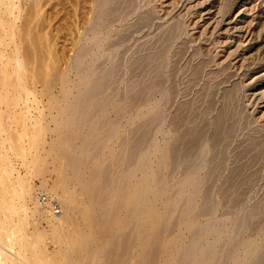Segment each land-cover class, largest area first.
<instances>
[{
	"label": "rangeland",
	"instance_id": "1",
	"mask_svg": "<svg viewBox=\"0 0 264 264\" xmlns=\"http://www.w3.org/2000/svg\"><path fill=\"white\" fill-rule=\"evenodd\" d=\"M26 1L28 5L19 4V10L8 9L11 7L9 3L4 9L0 6V17H4L0 18V24H4L0 26V74L4 73L6 66L12 65L7 81L0 76V227L6 228L0 233L8 230L14 235L11 240L6 238L8 245L12 247L16 243L17 246L28 240L32 249L40 253L44 264H183L188 260L186 264H197L198 259L204 261L199 264H213L215 261L214 264H226L228 259H221L223 253L220 246L233 242V238L230 237L232 240L229 241L227 235L241 216L258 210V217L252 214L256 220H250L249 229H246L245 235H240L243 239L238 237L243 240L244 249L250 245L258 248L264 239V207H261L264 204V0H127V3L123 0L120 2L122 4L117 3L122 7L116 4V13H109L110 16L114 14L111 17L104 12L103 6L110 0H100L104 3L99 0ZM119 1L113 0V4ZM30 2L34 6H30ZM8 10H12V15ZM13 16L16 17L13 19ZM157 54L165 58L158 56L161 62L156 60L154 63ZM14 58L16 61H13ZM17 61L20 67L15 66ZM157 62L163 66L160 74L157 72ZM143 63L154 64V67ZM154 73L161 78L155 75L157 81L162 83L160 90L159 87L154 90ZM146 80L149 87L153 85L152 88H147ZM94 82H97L98 90ZM149 82L154 84L150 85ZM144 85L147 93L142 88ZM139 88L146 93L145 100L140 98ZM90 89L97 90L94 92L97 95L93 97L90 93L88 97ZM163 92H166V98H163ZM80 94L87 97L83 98ZM130 98L136 99V102L131 101L135 102L133 105L128 101ZM208 104L210 110L214 108L213 111H207ZM224 107H227L228 115L230 110L236 111L237 108L236 114L241 115L245 124L241 122L239 129L236 127L239 131H233L234 134L238 132L235 136L230 131L225 145L223 143L226 155L224 147L220 155L227 160L226 166L217 174V180L210 181V185L215 183L212 185V197L217 198L213 200V215L205 217L203 212L202 215L196 209L202 207L200 198L204 188L202 192L197 190L201 195L195 197L196 207L191 194L197 191L182 184L184 175L181 168L176 175L170 176L172 169L165 165L169 164L165 147L171 142L169 139L172 142L176 140L191 123L192 128L189 129L208 124L211 126L216 112H224ZM183 111L191 121L178 126L185 114ZM205 111H210V114L207 115ZM149 113L161 119L159 127L156 122L155 127L151 124L153 132L147 120L156 117H151ZM141 124L150 127L151 132ZM140 125L141 128L143 126L141 131ZM135 129L138 133L150 132L148 137L153 133L155 137L150 138H153L151 142L149 139L146 141L149 147L145 145V151L141 147V152H134L136 149H133V154L131 145L129 151L132 153L127 151L128 142L136 144L135 136L141 135ZM129 153L138 154L137 159ZM127 154L130 155L129 160H135L134 163L133 159L130 160L132 164L128 162ZM221 157L219 159L222 161ZM208 161L207 158L204 165L208 166ZM207 166H202L201 171L195 174H189L191 177L187 180H200ZM105 173L108 175L106 179ZM124 174L127 176H122ZM158 174L163 175L164 181H161L164 187ZM228 178L231 181L227 182ZM226 185L227 188L233 187L226 191ZM215 189L225 190L226 197H222L223 191H218L219 195ZM42 195L47 198L45 205L39 203ZM185 199L191 202L190 205ZM140 202H144L143 205ZM169 206H172L171 209ZM192 214L196 217L193 218ZM203 224L209 226L208 230L211 231L207 227L204 229ZM199 228H202V232ZM195 229L200 230L205 238L199 232L201 243L198 245H202L195 246L192 251L190 241L194 239ZM158 230L163 236L160 242V235L156 233ZM61 234L66 235L67 246ZM261 244L263 246L264 242ZM242 246L232 254L228 264H241L244 261L247 248L244 250ZM18 247L8 249L15 260ZM187 251H192V258L189 256L188 259ZM207 251H211L209 255ZM207 256L214 259L208 260Z\"/></svg>",
	"mask_w": 264,
	"mask_h": 264
},
{
	"label": "bare ground",
	"instance_id": "2",
	"mask_svg": "<svg viewBox=\"0 0 264 264\" xmlns=\"http://www.w3.org/2000/svg\"><path fill=\"white\" fill-rule=\"evenodd\" d=\"M21 1V2H20ZM26 1V0H25ZM25 1L23 2V0H0V6H3L2 8L4 9V6H6L8 3L10 4V8H8V9H12V10H16V9H18L19 8V4L21 5V4H23V3H25ZM27 1H29V0H27ZM26 1V2H27ZM33 1V0H32ZM100 1V0H99ZM106 1V0H105ZM118 1V0H117ZM36 2V1H35ZM34 2V3H35ZM78 2V1H77ZM100 2H103V1H100ZM120 2H124L123 0H120L119 2H116V3H114L113 4V0H112V3H111V0H110V2H108L107 1V4H109V5H107V4H103V6L105 7V10H104V12H107L108 13V15L110 16V14L109 13H112L113 11L116 13V11H115V7H116V4L117 3H120ZM125 2L127 3V0H125ZM40 3H41V1H40ZM104 3V2H103ZM101 4V3H100ZM99 4V5H100ZM120 4H122V3H120ZM24 5V4H23ZM23 5H21V6H23ZM26 5H28V4H26L25 3V6ZM30 6H32L33 5V3L31 4V2H30V4H29ZM42 5V4H41ZM40 5V6H41ZM77 5V4H76ZM98 5V6H99ZM102 5V4H101ZM100 5V6H101ZM118 5V4H117ZM125 5V4H124ZM34 6V5H33ZM35 6H36V4H35ZM119 6V5H118ZM102 7V6H101ZM119 7H122V5H120ZM118 9V8H117ZM116 9V10H117ZM12 10H8V12H9V15L12 13ZM19 10V9H18ZM17 10V11H18ZM2 11V10H1ZM5 11V10H4ZM16 11V12H17ZM33 11V10H32ZM102 11V10H101ZM103 11H102V13H104ZM118 12V11H117ZM105 14V13H104ZM12 15V14H11ZM107 15V14H106ZM112 15H114V14H111V16ZM116 15V14H115ZM31 16V15H30ZM78 16V15H77ZM110 16V17H111ZM2 17V16H1ZM0 17V18H1ZM6 17H8V16H6ZM11 17V16H10ZM16 16H13L12 18L14 19ZM93 17V16H92ZM96 17H98V15L96 16ZM96 17H94V18H96ZM101 17V16H100ZM2 18H4V17H2ZM18 18V17H17ZM31 18V17H30ZM29 18V19H30ZM33 18V17H32ZM79 18V17H78ZM102 19V18H101ZM111 19V18H110ZM109 19V20H110ZM6 20V19H5ZM17 20V19H16ZM92 20H94L93 18H92ZM96 20H98V18H96ZM2 20H0V22H1ZM29 21V20H28ZM32 21V20H31ZM30 21V22H31ZM3 22H4V20H3ZM15 21L13 20V23H14ZM97 22V21H96ZM102 22V21H101ZM7 23V22H6ZM5 23V24H6ZM12 23V24H13ZM29 23V22H28ZM93 23H94V21H93ZM2 24V23H1ZM1 24H0V26H1ZM10 24H11V22H10ZM95 24V23H94ZM112 24V23H111ZM7 25V24H6ZM5 25V26H6ZM99 25V24H98ZM4 26V24H2V26L1 27H3ZM11 26V25H10ZM105 26V25H104ZM12 27V26H11ZM14 27V26H13ZM93 27V26H92ZM91 27V28H92ZM94 28V27H93ZM96 28V27H95ZM89 31H90V29H89ZM92 32L94 31V30H91ZM96 33V32H95ZM95 33H93V35L95 34ZM99 33V32H98ZM91 34V33H90ZM100 35V34H99ZM1 45V44H0ZM2 47V46H1ZM0 47V48H1ZM2 51V50H1ZM165 55H166V53H165ZM17 56V55H16ZM93 56H94V54H93ZM158 56L162 59V58H165L164 57V55H161V56H163V57H161L159 54H157L156 55V57L158 58ZM2 57V56H1ZM156 57H154V60H153V62L155 63L156 62V60H158V62H161V61H159V59L160 58H158V59H155ZM16 58V60L18 59L17 57H15ZM15 58H14V60L13 61H16L15 60ZM89 58V57H88ZM13 59V58H12ZM148 59V58H147ZM160 59V60H161ZM91 60V59H90ZM164 60V59H163ZM86 61V60H85ZM152 61V60H151ZM12 62V61H11ZM18 62V63H17ZM16 62V67H20V65H19V61H17ZM142 62H144V61H142ZM147 62H149V61H146V63ZM158 62L156 63L157 65H158V68H157V72L159 73L160 71L159 70H161V69H163V66L162 65H159L158 64ZM163 62V61H162ZM145 63V62H144ZM143 63V65H145V66H148L149 64L151 65V63H149L148 65L147 64H144ZM77 64H79V63H77ZM76 64V65H77ZM81 64H82V62H81ZM80 64V65H81ZM155 64V65H156ZM161 64V63H160ZM79 65V66H80ZM149 65V66H150ZM166 65V64H165ZM144 66V67H145ZM162 66V67H161ZM14 67V66H13ZM15 67V68H16ZM82 67V66H81ZM152 67H154V64L153 65H151V68ZM160 67V68H159ZM5 67H4V65H3V69H4ZM143 68V66H141V69ZM148 68V67H147ZM166 67H164V69H165ZM10 69H12V65L11 64H9V67L8 66H6V68L4 69V75L2 74H0V76H2V78H4V80L5 81H7L8 80V78H9V76H10V72H9V70ZM19 69V68H18ZM138 69H140V67L138 66ZM146 69V67L144 68V70ZM83 70V69H82ZM113 71V70H112ZM137 71V70H136ZM139 71V70H138ZM137 71V72H138ZM141 71V70H140ZM147 71V70H146ZM145 71V72H146ZM153 71H156V69H153ZM142 72V71H141ZM140 72V73H141ZM149 72H151V71H149ZM148 72V73H149ZM12 73V72H11ZM151 73H153V72H151ZM16 74H17V69H16ZM160 74V73H159ZM159 74L157 75V74H155L154 73V75H153V77L156 75L158 78H159ZM106 75H109L108 73L106 74ZM150 75V74H149ZM4 76V77H3ZM146 76H148V75H146ZM145 76V77H146ZM156 76L154 77L155 79H156ZM21 77V76H20ZM19 77V78H20ZM107 77V76H106ZM110 77V76H109ZM161 77V76H160ZM18 78V79H19ZM108 78V77H107ZM152 78V77H151ZM147 79V78H146ZM154 79V80H155ZM159 79H161V78H159ZM1 81H2V79H0ZM3 80V81H4ZM11 80V79H10ZM103 80H105V79H103ZM148 80H150V77H149V79ZM152 80V79H151ZM99 81H101V84L103 83L102 82V80H99ZM106 81V80H105ZM162 81V80H161ZM164 81V80H163ZM162 81V82H163ZM166 81V80H165ZM21 82V81H20ZM107 82H108V80H107ZM144 82V81H143ZM155 84H154V83ZM152 83L154 84V87L156 88V89H154V90H158L157 88L159 87V90H160V84H162V83H160V80H159V82L157 81V79H156V81H153ZM158 82V83H157ZM105 83V82H104ZM144 83H146L145 85L147 86V88L149 87L148 86V83H147V80L144 82ZM151 83V84H152ZM2 84H3V82H2ZM93 84H97V82H94ZM98 84H99V82H98ZM141 84H142V81H141ZM149 84H150V82H149ZM150 84V85H151ZM100 85V84H99ZM105 85V84H104ZM103 85V86H104ZM107 85H109V84H107ZM106 85V86H107ZM143 86L142 88L144 89L146 86ZM10 86V85H9ZM98 85H96V86H94L95 88H97V90H98V87H97ZM101 86V85H100ZM102 86V87H103ZM94 87H92V88H94ZM105 87V86H104ZM151 88L153 87V85H151L150 86ZM149 87V88H150ZM7 88H9V87H7ZM100 89H102L101 87H99ZM109 88V87H108ZM147 88L146 89H144V90H146V91H144V92H146L147 93ZM162 88V87H161ZM99 89V90H100ZM104 90H105V88H103ZM136 89V88H135ZM138 89V88H137ZM167 89V88H166ZM6 90H8V92H9V89H6ZM97 90H95V89H90L89 90V92H87V94H88V97H90V96H95V95H97V94H95L94 92H98ZM139 90H140V88H139ZM142 90V89H141ZM140 90V91H141ZM171 90V89H170ZM2 90H0V92H1ZM4 91V90H3ZM101 91V90H100ZM99 91V92H100ZM138 91V90H137ZM150 91V90H149ZM153 90H151V92H152ZM163 91V90H162ZM173 91V90H172ZM176 91V90H175ZM7 92V91H6ZM86 92H83V93H86ZM143 91H141V95L143 96H141L140 98H144V95H146V93H144ZM151 92H149V93H151ZM154 92V91H153ZM157 92V91H156ZM169 92H171V91H169ZM228 92V91H227ZM231 92V91H230ZM90 93L92 94V95H90ZM137 93V92H136ZM164 93V92H163ZM172 93V92H171ZM10 94V93H9ZM139 94V93H138ZM228 94H229V92H228ZM81 95V94H80ZM80 95H79V97H80ZM90 95V96H89ZM136 95V94H135ZM172 94H170V96H171ZM82 96V95H81ZM93 96V97H94ZM153 96H155V95H153ZM153 96H151V97H153ZM166 96H167V94H166V92L164 93V96H163V98H166ZM174 96V95H173ZM228 96V95H227ZM226 96V97H227ZM230 96H232V93L230 94ZM83 98L84 97H87V96H85V94H84V96H82ZM134 97V96H133ZM146 97V96H145ZM168 97H169V94H168ZM136 98H138V97H136ZM150 98V97H149ZM154 98V97H153ZM152 98V99H153ZM227 98H229V96L227 97ZM127 99V98H126ZM131 99V100H130ZM130 99H128V101L130 102V104L132 103V105L136 102V99L135 100H132V99H134V98H130ZM230 99H233L232 97H230ZM229 99V100H230ZM82 100V99H81ZM81 100H79V101H81ZM123 100V99H122ZM140 100V99H139ZM144 100H145V98H144ZM147 100H150V99H148V97H147ZM167 100V99H166ZM210 100V99H209ZM228 100V99H227ZM125 102H126V100H124ZM131 101H135V102H131ZM141 101V100H140ZM165 101V100H164ZM235 101V100H234ZM237 101V100H236ZM123 102V101H122ZM121 102V103H122ZM128 102V103H129ZM144 102V101H143ZM158 102V101H157ZM224 102V101H223ZM231 102V101H230ZM80 103V102H79ZM79 103H78V106H79ZM87 103V102H86ZM137 103H138V99H137ZM162 103H163V101H162ZM165 103V102H164ZM168 103V102H167ZM214 103V102H213ZM226 103V102H225ZM232 103V102H231ZM231 103H230V105H231ZM235 103V102H234ZM81 104V103H80ZM212 104V103H211ZM217 104V103H216ZM229 104V103H228ZM86 105V104H85ZM128 105V104H127ZM162 105V104H161ZM224 105V104H223ZM234 105H236V104H234ZM125 106V105H124ZM129 106V105H128ZM127 106V107H128ZM164 106V105H163ZM208 106H209V104H208ZM126 107V108H127ZM188 107V106H187ZM212 107V106H211ZM228 107V106H227ZM227 107L225 108V111L224 112H221V111H219V112H221L220 114H219V112L217 113L216 112V115H215V118H212V120H213V122L211 121L210 123H213L211 126H209V124H208V122H207V124L208 125H202V126H197L196 128H193V129H189L190 127L192 128V126H190V125H188V127L189 128H186V130H182L181 131V133L179 132V134H181V135H179V137L177 138L176 137V140L175 139H173V142H172V139H169V140H171V142L169 143V145H168V142H167V145L168 146H166L165 148L167 149V159H168V161H169V164H165V165H169L170 167L169 168H171L172 169V173H171V175L170 176H174V175H176V173L178 172L177 170L179 169V168H181V170H182V174L184 175L183 177H182V180L184 179V182L182 183V184H184V186L185 187H190V189L193 191H197V190H203V188H204V192L202 193V195L200 194V192H202V190L199 192V191H197V192H194V193H192L191 195H189V196H191V198L189 197V199H191L192 200V203H193V199L195 198V197H198V196H200L201 195V202H202V204L200 205V206H202L201 208H202V210H201V208L200 209H198V208H196L197 206H196V203H195V200L197 199V198H195L194 199V203H195V205H194V203H193V205L194 206H196V207H194V208H196L199 212L201 211V213L203 212L204 213V215H203V213H202V215L203 216H207L208 214L210 215H213V213H211V211H213L214 209H212L213 208V206H215V204L213 203V200H215L217 197H215V199H214V197H212V196H214V195H212L213 194V187H212V185L214 186V184H212V185H210L211 184V182L210 181H215V180H217L218 179V176L219 175H217V174H219V172L220 171H222V169L224 168V166H226V162L225 161H227V160H225V157L223 158V157H221L222 155H220V154H223L222 153V150L223 149H221L222 147H224V154H225V146H223V143H224V145H225V143H226V139H227V137L229 136V133H231L232 132V135L234 134V132L235 131H237L239 128L238 127H240V124H241V122L242 123H244L245 124V122H243L242 120H241V118H240V116L238 115L237 116V114H236V112H237V108H236V111H233L234 109H232V110H230L229 111V115L226 113V111H228V109H227ZM235 107V106H234ZM233 107V108H234ZM77 108V107H76ZM129 108V107H128ZM207 108V107H206ZM230 108H231V106H230ZM80 109H82V108H80ZM155 109V108H154ZM164 109V108H163ZM162 109V110H163ZM187 109V108H186ZM191 109V108H190ZM193 109V108H192ZM208 109L210 110V106H209V108H207V111H208ZM227 109V110H226ZM204 110V109H203ZM211 110L213 111L214 110V108L212 109L211 108ZM210 110V111H211ZM76 111H78V110H76ZM83 111V110H82ZM207 111H205V113L207 112ZM210 111H209V113H206L207 115L208 114H210ZM223 111V110H222ZM234 113H233V112ZM84 112V111H83ZM199 112V111H198ZM231 112H232V114H231ZM239 112V111H238ZM157 112L155 111V113L154 114H156ZM183 113H185L184 111H183ZM183 113H182V115L181 116H183ZM204 113V114H205ZM214 113V112H213ZM76 114V113H75ZM149 114H151V113H149ZM154 114H151V117H153L154 116ZM163 114V113H162ZM204 114H203V117H204ZM206 114H205V117H207L206 116ZM212 114V113H211ZM219 114V116H217ZM79 115V114H78ZM77 115V116H78ZM82 115V114H81ZM210 116V115H209ZM217 116V117H216ZM154 117H156V119L154 118V120H153V118H151L152 120H150L149 118H148V122H150V124H148V126H150L151 124H153L154 125V127H155V125L157 124V126H158V124H160V117H157V115L156 116H154ZM162 118V117H161ZM177 118H179V117H177ZM147 119V118H146ZM146 119H145V121H146ZM175 120V119H174ZM145 121H143L142 123H144ZM146 121V122H147ZM152 121V122H151ZM178 120L176 119V123H178L177 122ZM191 121V120H190ZM189 118L186 116V113L184 114V116L182 117V119L180 120V123H178V126H179V124L181 125V126H183V125H185V124H187V122H188V124H189ZM145 122V123H146ZM155 122H156V124H155ZM196 122H199V119H196ZM144 123V124H145ZM171 123V122H170ZM202 123V122H201ZM144 124H141V125H144ZM198 124V123H197ZM200 124V123H199ZM198 124V125H199ZM141 125L139 126V128H141ZM146 125H147V123H146ZM146 125H144L145 127H147L146 129H149V131L151 132V128H152V132H153V126L151 125L149 128H148V126H146ZM156 126V127H157ZM162 126V125H161ZM176 126H177V124H176ZM175 126V127H176ZM177 126V127H178ZM245 126V125H244ZM159 127V126H158ZM176 127V128H177ZM238 129H237V128ZM94 128V127H93ZM142 128H143V126H142ZM142 128L140 129V131L142 130ZM170 128V127H169ZM179 128V127H178ZM138 129V128H137ZM137 129H135L136 130V132H137ZM160 129V128H159ZM161 129H162V127H161ZM185 129V128H184ZM236 129V130H235ZM94 130V129H93ZM109 130V129H108ZM154 130H156V129H154ZM174 130H176V129H174ZM235 130V131H234ZM110 131V130H109ZM139 131V130H138ZM139 131V132H140ZM148 131V132H149ZM178 131V130H177ZM231 131V132H230ZM234 131V132H233ZM239 131V130H238ZM112 132V131H111ZM110 132V133H111ZM150 132H149V134H150ZM158 132V131H157ZM159 132H160V130H159ZM174 132V131H173ZM176 132V131H175ZM134 133V132H133ZM138 133V132H137ZM141 133V135H137V136H135V137H137V138H135V139H137V142H135L136 144H134V145H132L130 142H128V150L127 151H129L130 149L132 150V152H133V149H136V150H134V152H138V151H140L141 152V147H146L147 146V144H146V141H148V139H149V141L151 142L152 141V139H150L152 136H153V133H152V136H149L148 137V133L146 132L145 134L143 133V132H140ZM140 133H138V134H140ZM236 133H238V132H236ZM235 133V134H236ZM89 134V133H88ZM132 134V133H131ZM142 134H144V135H142ZM235 134L233 135V136H235ZM111 135V134H110ZM134 135H135V133H134ZM173 135H174V133H173ZM231 135V134H230ZM231 135V136H232ZM133 136V135H132ZM176 135H174L173 137H175ZM94 137V136H93ZM140 137V138H139ZM153 137H155V136H153ZM92 138V137H91ZM133 139H134V137H133ZM88 141V140H87ZM91 141H93V139L91 140ZM95 141V140H94ZM225 141V142H224ZM234 141V140H233ZM238 141V140H237ZM126 141L124 142V143H127ZM89 143V142H88ZM166 143V142H165ZM122 144V143H121ZM149 144H151V143H148V145ZM124 146H125V144H123ZM133 146V147H131V146ZM146 145V146H145ZM88 146V145H87ZM129 146H130V149H129ZM151 146V145H150ZM228 146V145H227ZM147 147H149V146H147ZM122 148H123V146H122ZM125 148V147H124ZM164 148V152H165V149ZM84 149V148H83ZM140 149V150H139ZM143 149V148H142ZM149 149V148H148ZM226 149H227V147H226ZM146 150V148L144 149V151ZM98 151V150H97ZM127 151H125V152H127ZM94 152V151H93ZM129 152H131V151H129ZM131 152V153H132ZM134 152H133V154H134ZM142 152H143V150H142ZM163 152V153H164ZM247 152V151H246ZM252 152V151H251ZM145 153V152H144ZM163 153H161L162 155H164ZM227 153V152H226ZM130 154V153H129ZM131 155V154H130ZM129 155V156H130ZM136 155V156H135ZM135 155H131L134 159H137V156H138V154H135ZM141 155V154H140ZM209 155V156H208ZM226 155V154H225ZM128 154H127V159H128ZM164 156H166V155H164ZM219 156L222 158V161L219 159ZM224 156V155H223ZM91 157V156H90ZM94 158V157H93ZM133 158H130V160L132 161V159ZM141 158H142V156H141ZM165 157H162V159H164ZM207 158H208V166L207 165H204V161H206L207 160ZM5 159H7V158H5ZM133 159V163L135 162V160ZM167 159H165L166 161H167ZM224 159V160H223ZM129 160V159H128ZM130 160L128 161V162H130ZM164 160V161H165ZM144 161H145V159H144ZM165 161V162H166ZM142 162V161H141ZM161 162H162V160H161ZM131 163V162H130ZM143 163H145V162H143ZM167 163V162H166ZM207 163H205V164H207ZM224 163H225V165H224ZM132 164V163H131ZM147 164V163H146ZM145 164V165H146ZM159 164V163H158ZM158 164H156V165H158ZM162 164H163V162H162ZM118 165H119V163H118ZM127 165H129L128 163H127ZM143 165V164H142ZM160 165V164H159ZM164 165V164H163ZM111 166V165H110ZM147 166V165H146ZM145 166V167H146ZM202 166L204 167V166H207V170L205 171V174H203L204 176L200 179V180H197V181H193V180H187V178H189V177H191L189 174H191V173H197L199 170H200V168H202ZM126 167V166H125ZM144 167V166H143ZM156 167V166H155ZM160 167H162L161 165H160ZM160 167H159V171H160ZM167 167V166H166ZM165 167V168H166ZM241 167V166H240ZM148 168V167H147ZM146 168V169H147ZM206 168V167H205ZM124 169V168H123ZM144 169V168H143ZM163 169V168H162ZM80 170V169H79ZM110 170H111V168H110ZM189 170H190V172H189ZM243 170V169H242ZM113 171V170H112ZM128 171V170H127ZM201 171V170H200ZM238 171V170H237ZM95 172H97V171H95ZM118 172V171H117ZM129 172V171H128ZM161 172V171H160ZM160 172H159V174H160ZM241 172V171H240ZM6 173H7V171H6ZM98 173V172H97ZM107 173V172H106ZM105 173V174H106ZM110 173V172H109ZM127 173V172H126ZM236 173V172H235ZM238 173V172H237ZM99 174V173H98ZM104 174V173H103ZM111 174H112V172H111ZM158 174V178H160L161 176H163V175H159ZM170 174V173H169ZM168 174V175H169ZM188 175V177H187V175ZM194 174H192V175H194ZM234 174V173H233ZM90 175V174H89ZM94 175V174H93ZM93 175H92V177H93ZM97 175V174H96ZM95 175V176H96ZM107 175V174H106ZM119 175V174H118ZM131 175V174H130ZM179 175V174H178ZM239 175V174H238ZM9 176H11V175H9ZM103 176H105V175H103ZM102 176V177H103ZM120 176V175H119ZM122 176H127V174L125 175H122ZM121 176V177H122ZM180 176V175H179ZM232 175H230V177H231ZM237 176V175H236ZM91 177V176H90ZM106 177H108V175L107 176H105V179H106ZM168 177V176H167ZM166 177V178H167ZM200 177V176H199ZM235 177V176H234ZM98 178V177H97ZM127 178V177H126ZM163 177H161V179H160V181L162 180V181H164L163 179H162ZM169 178H171V177H169ZM8 179V178H7ZM112 179H113V177H112ZM122 179H124V178H122ZM176 179V178H175ZM181 179V178H180ZM4 181H5V179H3ZM99 180V179H98ZM102 180V179H101ZM118 180V179H117ZM159 180V179H158ZM168 180V179H167ZM169 180H171V179H169ZM168 180V181H169ZM230 179L228 178V180H226L227 182L229 181ZM234 180V179H233ZM92 181V180H91ZM115 181V180H114ZM159 181V182H160ZM161 181V183H162V187H164L163 186V182ZM181 181V180H180ZM231 181V180H230ZM101 182H103V181H101ZM153 182H154V180H153ZM171 182V181H170ZM112 183V185H114L113 184V182H111ZM119 183H120V181H119ZM118 183V184H119ZM121 183H122V181H121ZM146 183V182H145ZM150 183V182H149ZM157 183V182H156ZM169 183V182H168ZM209 183V184H208ZM97 184V183H96ZM99 184H100V182H99ZM102 184V183H101ZM123 184V183H122ZM159 184V183H158ZM164 184H165V182H164ZM182 184H181V186H182ZM225 184H227V183H225ZM231 184V183H230ZM230 184H227V185H230ZM233 184V183H232ZM231 184V185H232ZM103 185V184H102ZM116 185V184H115ZM152 185V184H151ZM157 185V184H156ZM176 185V184H175ZM205 185H207V186H205ZM227 185H226V191L228 190H230V189H232V187L231 188H227ZM230 185V186H231ZM237 185V184H236ZM101 186V185H100ZM99 186V187H100ZM131 186V185H130ZM161 186V185H160ZM159 186V187H160ZM225 187V185H222V187ZM235 186V185H234ZM240 186V185H239ZM98 187V186H97ZM109 187V186H108ZM120 187V186H119ZM118 187V188H119ZM150 187V186H149ZM155 187V186H154ZM184 187V189H187V188H185ZM203 187V188H202ZM207 189H206V188ZM5 188V187H4ZM94 188H96V187H94ZM101 188V187H100ZM110 188H111V186H110ZM124 188V187H123ZM143 188V187H142ZM141 188V189H142ZM218 188V187H217ZM220 188V187H219ZM218 188V189H219ZM102 189V188H101ZM108 189V188H107ZM107 189H106V192H107ZM120 189H121V187H120ZM125 189H126V187H125ZM125 189H124V191H125ZM130 189V188H129ZM221 189V188H220ZM223 189H225V188H223ZM217 190V189H215L216 191V193L217 194H219L218 193V191L219 192H224L225 190ZM235 189V188H234ZM6 190V189H5ZM4 190V191H5ZM96 190V189H95ZM98 190V189H97ZM111 190V189H110ZM140 190V189H139ZM143 190V189H142ZM142 190H141V192H142ZM236 190V189H235ZM119 191V190H118ZM127 191V190H126ZM148 191V190H147ZM162 191V190H161ZM186 191V190H185ZM232 191V190H231ZM2 192V191H1ZM8 192V191H7ZM9 192H11V191H9ZM106 192H104L105 194H106ZM140 192V191H139ZM157 192V191H156ZM179 192V191H178ZM95 193V192H94ZM130 193V192H129ZM147 193V192H146ZM145 193V194H146ZM159 193V192H158ZM177 193V192H176ZM215 193V194H216ZM225 193H227V192H224V194H223V196H222V194H221V196L222 197H226V195H225ZM235 193V192H234ZM8 194V193H7ZM10 194V193H9ZM104 194V195H105ZM119 194V193H118ZM123 194V193H122ZM126 194V193H125ZM148 194V193H147ZM146 194V195H147ZM151 194V193H150ZM188 194V193H187ZM200 194V195H199ZM95 195H97V194H95ZM100 195H101V193H100ZM102 195H103V193H102ZM127 195V194H126ZM182 195V194H181ZM186 195V194H185ZM220 195V194H219ZM1 196V195H0ZM3 196V195H2ZM9 196V195H8ZM109 196H111V195H109ZM109 196H107V197H109ZM121 196V195H120ZM143 196V195H142ZM98 197H99V195H98ZM119 197V196H118ZM138 197V196H137ZM144 197H146V196H144ZM184 197V196H183ZM187 197V196H186ZM185 197V198H186ZM102 198H104L103 196H102ZM100 199H101V197H100ZM111 199V198H110ZM120 199V198H119ZM122 199H124V198H122ZM142 199V198H141ZM187 199V198H186ZM185 199V200H186ZM224 199V198H223ZM98 200H99V198H98ZM137 200V199H136ZM183 200V199H182ZM230 200V199H229ZM107 201H108V199H107ZM119 201H121V200H119ZM118 201V202H119ZM139 201V200H138ZM141 201V200H140ZM186 201H189V200H186ZM99 202V201H98ZM147 202V201H146ZM184 202V201H183ZM5 203H6V201H5ZM124 202H122V204H123ZM140 203H142V202H140ZM144 203V202H143ZM143 203L141 204V205H143ZM186 203H188L189 205H190V201L189 202H186ZM198 203H200V202H198ZM7 204V203H6ZM106 204H107V202H106ZM214 204V205H213ZM101 205V204H100ZM118 205V204H117ZM135 205V204H134ZM189 205H187V206H189ZM193 205L190 207L189 206V208H192L193 207ZM264 205V204H263ZM261 206V207H264V206ZM105 206V205H104ZM140 206V205H139ZM186 206V205H185ZM184 206V208L186 209V207ZM199 206V207H200ZM217 206V205H216ZM10 207V206H9ZM98 207V206H97ZM132 207V206H131ZM141 207V206H140ZM172 207V206H171ZM171 207L169 206V208L171 209ZM261 207L259 208V210L261 211ZM100 208V207H99ZM104 208H106V207H104ZM109 208H110V206H109ZM118 208V207H117ZM122 208V207H121ZM138 208V207H137ZM142 208V207H141ZM145 208V207H144ZM143 208V209H144ZM174 208V207H173ZM189 208H187V210L189 209ZM215 208V207H214ZM246 208V207H245ZM244 208V209H245ZM8 209V208H7ZM111 209V208H110ZM114 209V208H113ZM112 209V210H113ZM129 209H131V208H129ZM132 209H134V207L132 208ZM166 209V208H165ZM170 209H168V210H170ZM183 209V208H182ZM195 209V210H196ZM12 210V209H11ZM10 210V211H11ZM116 210H119V209H116ZM139 210V209H138ZM168 210H166V212L168 211ZM190 210V209H189ZM194 210V209H193ZM257 210V208L255 209V211ZM100 211V210H99ZM126 211V210H125ZM135 211V210H134ZM154 211V210H153ZM156 211V210H155ZM176 211V210H175ZM191 211H192V209H191ZM254 211V212H255ZM119 212V211H118ZM133 212V211H132ZM140 212H141V209H140ZM165 212V213H166ZM169 212V211H168ZM189 212V211H188ZM197 212V211H196ZM196 212H195V214H196ZM249 212V211H248ZM257 212V213H256ZM255 213H253V211H252V214H254L256 217H258L256 214H260V212H258V210L256 211ZM125 213V212H124ZM131 213V212H130ZM154 213V212H153ZM160 213V212H159ZM185 213V212H184ZM128 214V213H127ZM140 214V213H139ZM144 214V213H143ZM180 214V213H179ZM194 214V215H195ZM200 214V213H199ZM198 213H197V215H199ZM206 214V215H205ZM242 214V213H241ZM244 214H245V212H244ZM251 213L249 212L248 213V215L246 214L245 216H241V218H240V220L238 221H236L237 223H235V225H233L234 227H233V229L232 228H230V229H232L231 231L230 230H228V231H230L231 233V236H229V235H227L228 236V238H229V241H230V239L232 240V238H233V242L231 241V243H230V245H229V242H227L228 243V245H226V244H224L223 246H220V250H221V252L223 253V256L221 257V256H219V257H221V259H223L224 261H227V259H228V261H229V259L232 257V254L235 252V251H237V249H239L242 245H244V243H243V238H242V236H240V235H242V234H244V232H246V229H249V227H248V224H249V222H250V220H252L253 219V217H255L254 215L252 216V214L250 215ZM107 215V214H106ZM185 215H187L186 213H185ZM201 214H200V217H203ZM126 216V215H125ZM136 216H137V214H136ZM151 216V215H150ZM184 216V215H183ZM189 216V215H188ZM215 216V215H214ZM10 217V216H9ZM103 217V216H102ZM107 217V216H106ZM128 217V216H127ZM141 217H142V214H141ZM144 217V216H143ZM184 217H186V216H184ZM192 217L193 218H195L194 216H193V214H192ZM207 217H209V216H207ZM237 217V216H236ZM261 217V216H260ZM55 218V217H54ZM119 218V217H118ZM125 218V217H124ZM130 219H132L131 217H129ZM138 218V217H137ZM150 218V217H149ZM161 218V217H160ZM190 218V217H189ZM109 219V218H108ZM123 219V218H122ZM152 219V218H151ZM155 219V218H154ZM163 219V218H162ZM209 219V218H208ZM211 219V218H210ZM238 219V218H237ZM103 220H104V218H103ZM141 220V219H140ZM178 220V219H177ZM181 220V219H180ZM183 220V219H182ZM191 220V219H190ZM207 220V219H206ZM254 221L256 220V219H253ZM55 221H56V219H55ZM62 221V220H61ZM116 221V220H115ZM120 221V220H119ZM160 221V220H159ZM179 221V220H178ZM188 221V220H187ZM186 221V222H187ZM136 222V221H135ZM139 222V221H138ZM152 222V221H151ZM165 222V221H164ZM180 222V221H179ZM182 222V221H181ZM218 222V221H217ZM58 224H59V222H57ZM56 223V224H57ZM106 223H107V221H106ZM137 223V222H136ZM135 223V224H136ZM170 223V222H169ZM1 224V223H0ZM2 224H4V222L2 223ZM57 224V225H58ZM100 224V223H99ZM103 224V223H102ZM206 224V223H205ZM208 224V223H207ZM251 225H252V221H251V223H250ZM56 225V226H57ZM139 225V224H138ZM165 225V224H164ZM163 225V223H162V226H164ZM204 225V224H203ZM209 226H214V225H211V223H209L208 224ZM216 225V224H215ZM251 225H249L250 226V228H251ZM1 226V225H0ZM65 226V225H64ZM209 226L207 227L206 225H204V226H202L204 229L207 227V230H208V228H209ZM58 227L59 228H61L59 225H58ZM153 227V226H152ZM158 227V226H157ZM165 227V226H164ZM167 227H168V225H167ZM170 227V226H169ZM168 227V228H169ZM194 227H196V226H194ZM222 227V226H221ZM1 228V227H0ZM4 228V226L0 229V230H2ZM18 228V227H17ZM57 228V227H56ZM122 228V227H121ZM154 228V227H153ZM156 228V227H155ZM159 228H160V226H159ZM175 228V227H174ZM212 228V227H211ZM214 228V227H213ZM5 230H6V228H4ZM3 229V230H4ZM8 229V228H7ZM144 229V228H143ZM161 229V228H160ZM163 229V228H162ZM161 229V230H162ZM171 229V228H170ZM200 229V228H199ZM17 230V229H16ZM127 230V229H126ZM147 230V229H146ZM161 230H158V231H156V233H159V235H160V238L161 237H163L162 236V234H160L161 233ZM164 230V229H163ZM172 230V229H171ZM201 230V232H202V228L200 229ZM200 230L198 231V230H194V231H196V232H193L192 234H193V237L192 238H194V239H197V237H198V235H199V232H200ZM210 230V229H209ZM208 230V231H209ZM13 231H14V229H13ZM160 231V232H159ZM165 231V230H164ZM169 231V230H168ZM173 231V230H172ZM205 230H203V232H204ZM211 231V230H210ZM209 231V232H210ZM216 231V230H215ZM224 231H227V230H224ZM2 232V231H1ZM11 232H12V230H11ZM200 232V236H202L201 233ZM209 232H207V233H209ZM248 232V231H247ZM17 233V232H16ZM117 233V232H116ZM121 233V232H120ZM119 233V234H120ZM164 233V232H163ZM167 233V232H166ZM170 233H172V232H170ZM205 233H206V231H205ZM205 233H203V235L205 234ZM227 233V232H226ZM225 233V234H226ZM60 234V233H59ZM64 234V233H63ZM125 234V233H124ZM143 234V233H142ZM169 234V233H168ZM211 234V233H210ZM222 234H224V233H222ZM62 235V234H61ZM136 235V234H135ZM188 235H191V234H188ZM216 235V234H215ZM214 235V236H215ZM218 235V234H217ZM233 235V236H232ZM245 235V234H244ZM9 236V237H8ZM14 235L12 234V233H10V232H8V230L7 231H3V233L1 234L0 233V264H44L42 261H41V256H40V253L39 252H35L33 249H32V247L28 244V240H25V242H24V244H22L21 242V244H22V246H19V244L20 243H18V241H16V239H15V241L18 243V245L16 246V243H15V241H13L14 243V245L15 246H12L11 247V245H8L9 243H8V240L6 239V238H10V240H11V238L13 237ZM127 236V235H126ZM180 236V235H179ZM197 236V237H196ZM199 236V237H200ZM223 237H224V235H222ZM226 236V235H225ZM66 235L64 236V235H62V240H63V243L67 246V244H66ZM114 237V236H113ZM123 237H124V235H123ZM156 237H157V235H156ZM181 237V236H180ZM198 237V241L200 240V238ZM202 237H204V236H202ZM230 237H232V238H230ZM238 237L240 238H242V239H238ZM130 238V237H129ZM158 238V237H157ZM191 238V239H192ZM205 238V237H204ZM204 238H202V239H204ZM228 238H226L227 240H228ZM24 239H25V237H24ZM146 239V238H145ZM181 239V238H180ZM190 239V240H191ZM194 239H192L193 241H190V242H192L191 243V249H192V251L195 249L194 247L195 246H197L198 245V243H201L200 241L198 242V241H196V240H194ZM217 239V238H216ZM238 239V240H237ZM263 239V238H262ZM10 240H9V242H10ZM21 240V239H20ZM158 242H160V240H162V238L161 239H159L158 238ZM205 240V239H204ZM203 240V241H204ZM246 240V239H245ZM7 242V244H6V242ZM129 241V240H128ZM156 241H157V239H156ZM187 241H189V240H187ZM207 241V240H206ZM214 241V240H213ZM122 242V241H121ZM217 242V241H216ZM216 242L214 243V244H212L213 245V247L215 246V244H216ZM248 243H249V241H247ZM262 242H264V239H263V241H261V243ZM11 243H12V241H11ZM181 243V242H180ZM180 243H179V245H180ZM213 243V242H212ZM259 243V242H258ZM257 243V244H258ZM260 243V245H259V247L257 248L256 246H254L253 245V247H252V245H250V247H252V248H250L249 246H246L245 247V249H244V247H243V249L245 250V254H244V252H243V254H244V261L243 262H241V264L243 263V264H264V244H263V246H262V244ZM20 244V245H21ZM156 244V243H155ZM160 244H162V243H160ZM163 244H165V243H163ZM178 244V243H177ZM188 244H190V243H188ZM218 244H219V242H218ZM255 244V243H254ZM256 244V245H257ZM10 246V247H8V246ZM134 245V244H133ZM178 245V246H179ZM199 245H202V244H199ZM199 245L197 246V247H199ZM225 245L227 246V247H225ZM246 245H248L247 243H246ZM19 246V247H18ZM118 246V245H117ZM176 246V245H175ZM186 246H188V245H186ZM6 247H8L7 249H6ZM13 247H18V253H16V255H17V258H16V260L15 259H13L12 258V256L10 255V252L11 251H8V249L10 248V250H12V248ZM116 247V246H115ZM120 247V246H119ZM163 247V246H162ZM196 247V248H197ZM209 245H208V249H209ZM212 247V246H211ZM221 247L223 248V249H221ZM249 247V248H248ZM254 247H256L255 249H254ZM132 248V247H131ZM130 248V249H131ZM175 248V247H174ZM185 248V247H184ZM188 248V247H187ZM189 248V249H190ZM201 248V247H200ZM14 249V248H13ZM117 249H119V248H117ZM129 249V248H128ZM163 249V248H162ZM179 249V248H178ZM198 249V248H197ZM202 249V248H201ZM207 249V250H208ZM211 249V248H210ZM69 250V249H68ZM183 250V249H182ZM188 250V249H187ZM215 250V249H214ZM223 250V251H222ZM132 251V250H131ZM166 251V250H165ZM192 251H187V255H188V259H189V256L191 255L190 254V252H192ZM202 251V250H201ZM13 252H15V250L13 251ZM107 252V251H106ZM116 252V251H115ZM209 252H211V251H207V255H209ZM216 252V251H215ZM220 252V251H219ZM240 252V251H239ZM126 253V252H125ZM141 253V252H140ZM144 253V252H143ZM145 253H147V252H145ZM184 253H186L185 252V250H184ZM184 253H182V254H184ZM189 253V254H188ZM193 253H197V252H193ZM221 253V254H222ZM241 253V252H240ZM12 254V253H11ZM150 254V253H149ZM166 254V253H165ZM181 254V253H180ZM180 254H178V255H180ZM205 254V255H206ZM211 254V253H210ZM235 254V253H234ZM124 255V254H123ZM153 255V254H152ZM196 255V254H195ZM214 255V257H215V254H213ZM212 255V256H213ZM237 255V254H236ZM235 255V256H236ZM72 256V255H71ZM127 256V255H126ZM161 256V255H160ZM184 256H186L185 254H184ZM19 257V258H18ZM110 257V256H109ZM113 257V256H112ZM182 257V256H181ZM191 258L193 257V254H192V256H190ZM201 257H203V256H201ZM209 256H207V259L209 260V259H211L212 257L210 256L209 258H208ZM218 257V258H219ZM151 258H153V257H151ZM168 258V257H167ZM178 258V257H177ZM186 258H187V256H186ZM196 258V257H195ZM199 257H197V259H198ZM205 258V257H204ZM203 258V259H204ZM119 259V258H118ZM164 259V258H163ZM185 259V258H184ZM187 259V260H188ZM197 259H196V262H197ZM207 259H205V260H207ZM214 259V258H213ZM213 259H211V260H213ZM215 259H216V257H215ZM180 260V259H179ZM193 260V259H192ZM195 260V259H194ZM198 260H200V261H198V263L197 264H199V262H204V261H202V259H198ZM207 260V262H209ZM210 260V261H211ZM242 260V259H241ZM141 261V260H140ZM145 261V260H144ZM170 261H172V260H170ZM176 261V260H175ZM182 261V260H181ZM180 261V262H181ZM189 261V260H188ZM188 261H186L187 263H188ZM191 261V260H190ZM219 261V260H218ZM228 261H227V263L226 264H228ZM72 262V261H71ZM120 262V261H119ZM156 262V261H155ZM183 262V261H182ZM186 262H184L185 264H186ZM216 262V261H215ZM214 262V263H215ZM165 263V262H164ZM168 263V262H167ZM183 263V264H184ZM213 263V264H214ZM222 263V262H221ZM232 263V262H231ZM45 264H47V263H45ZM181 264V263H180ZM219 264V263H218ZM224 264V263H223Z\"/></svg>",
	"mask_w": 264,
	"mask_h": 264
},
{
	"label": "built area",
	"instance_id": "3",
	"mask_svg": "<svg viewBox=\"0 0 264 264\" xmlns=\"http://www.w3.org/2000/svg\"><path fill=\"white\" fill-rule=\"evenodd\" d=\"M40 201H42V202H40ZM45 201H47V198H45L44 197V195H42L40 198H39V203L40 204H46V202ZM56 210V209H55ZM59 211H57V212H55L54 214H57Z\"/></svg>",
	"mask_w": 264,
	"mask_h": 264
}]
</instances>
